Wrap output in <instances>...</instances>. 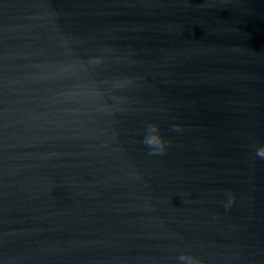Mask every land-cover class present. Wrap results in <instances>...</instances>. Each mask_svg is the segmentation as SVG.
Instances as JSON below:
<instances>
[{
	"label": "water",
	"instance_id": "obj_1",
	"mask_svg": "<svg viewBox=\"0 0 264 264\" xmlns=\"http://www.w3.org/2000/svg\"><path fill=\"white\" fill-rule=\"evenodd\" d=\"M261 146L264 0H0V264H264Z\"/></svg>",
	"mask_w": 264,
	"mask_h": 264
},
{
	"label": "clouds",
	"instance_id": "obj_2",
	"mask_svg": "<svg viewBox=\"0 0 264 264\" xmlns=\"http://www.w3.org/2000/svg\"><path fill=\"white\" fill-rule=\"evenodd\" d=\"M50 74L59 78H67L71 75V73L68 71L66 67H57L53 69ZM42 78H46V77H42ZM83 91L84 90L81 88L68 89L66 90L65 95L67 96L82 95ZM174 128L177 131L180 130L179 125H175ZM143 142L151 149L149 153L150 155H163L167 150L168 142L161 135L158 125L152 124L148 126L147 133L144 136ZM255 155L261 159H264V146L259 147L256 150ZM229 196L230 198L228 199L226 205L227 208H231L235 202V197L231 194H229ZM180 260L188 261V264H198V262H194L193 258H190L188 256H181Z\"/></svg>",
	"mask_w": 264,
	"mask_h": 264
}]
</instances>
